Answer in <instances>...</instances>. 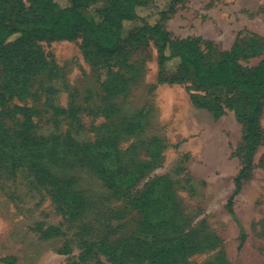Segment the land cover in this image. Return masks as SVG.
<instances>
[{"label":"rangeland","instance_id":"obj_1","mask_svg":"<svg viewBox=\"0 0 264 264\" xmlns=\"http://www.w3.org/2000/svg\"><path fill=\"white\" fill-rule=\"evenodd\" d=\"M108 1L92 0L81 10L99 22ZM167 1L153 0L138 12L155 21ZM161 23L171 38L197 39L207 61L230 54L236 43L240 67L264 57L241 56L247 42L264 44V0H183ZM135 25L124 24L121 49L110 57L95 55L78 36L37 40L42 61L16 79L0 65L6 98L0 106V264H69L87 235L117 238V244L127 238L125 264H153L147 259L153 250L144 245L161 240L174 247L168 264H264V102L253 166L230 213L227 199L243 165L238 148L246 101L227 86L196 82L175 62L161 69L159 38L130 41ZM16 106L28 109L30 125ZM36 142L46 148L42 164L34 160ZM71 148L95 154L116 179L131 174L130 183L110 189L89 168L46 162L49 150ZM70 178L91 204L77 219L53 199L54 188ZM98 260L119 264L100 253L91 263Z\"/></svg>","mask_w":264,"mask_h":264},{"label":"trees","instance_id":"obj_2","mask_svg":"<svg viewBox=\"0 0 264 264\" xmlns=\"http://www.w3.org/2000/svg\"><path fill=\"white\" fill-rule=\"evenodd\" d=\"M28 1L29 3L24 0H0V65L5 75L12 79L29 74L42 61L36 46L39 39L71 41L82 36L85 44L91 47L92 53L110 57L121 49V30L124 24L133 22L136 25L132 28L130 41L142 35L159 38L157 61L161 69H167L175 62L180 69L189 71L198 83L224 85L241 93L248 111L241 118L243 141L238 148V154H242L243 165L234 177L235 188L227 199L228 211L233 213L232 200L239 192L242 180L249 176L250 168L253 166L251 156L261 139L259 117L264 102V57L255 66L245 69L237 63L239 51L242 49L239 43L234 44L230 54H223L213 61H207L197 39L171 38L169 32L163 28L161 20L173 11L177 2L183 0H168L158 11L160 18L155 21H150L148 16H142L138 12L139 9L149 6L153 0H109L102 10V19L99 22L88 18L81 10L92 0H68L64 6H60L55 0ZM246 45L241 55L243 57L264 52V44L259 40H251ZM5 102L6 98L0 93V106ZM13 110L25 117L24 122L27 125L31 124L27 108L16 106ZM23 139L26 144H32L30 136H24ZM36 148L34 160L39 163L43 156L42 151L46 148L41 142H36ZM34 149L29 150L27 154L32 156L31 151ZM81 153L80 148L75 152L71 148L67 152L61 150L58 153L51 149L48 151L49 159L46 162L49 166L56 164L60 168H89L99 177H103L105 185L110 189H118L123 183H130L131 174L126 180H122L121 177L116 179L114 170L99 164L95 154L84 157ZM62 154L68 156L62 157ZM34 166L36 164H32V167ZM64 182L65 185L54 188L53 199L62 205L64 215H68L69 219H77L83 215L86 207L91 206L87 200L89 196L76 187L73 188L75 185L73 178ZM91 203L94 205L95 201ZM244 237L241 229L240 242ZM122 240L123 242L117 244L119 241L117 238L99 241L91 235L79 238L77 242L80 251L72 256L69 264H103L101 260L91 263L92 258L98 253L107 257L110 262L125 264L129 261V240L127 238ZM150 243L144 245L146 249L153 250L150 256H147L150 263H170L171 258L168 254L173 251L172 242L161 240ZM139 259V263H142L144 256Z\"/></svg>","mask_w":264,"mask_h":264}]
</instances>
